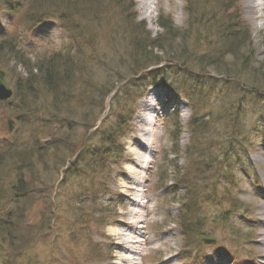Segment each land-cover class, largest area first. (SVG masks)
Returning a JSON list of instances; mask_svg holds the SVG:
<instances>
[{"label": "trees", "instance_id": "obj_1", "mask_svg": "<svg viewBox=\"0 0 264 264\" xmlns=\"http://www.w3.org/2000/svg\"><path fill=\"white\" fill-rule=\"evenodd\" d=\"M239 2L186 0V28L177 27L169 16L161 14L158 18L161 31L152 36L146 22L137 19L134 0H0V8L12 15L7 34L0 36V56L9 54L15 60L12 67L16 69L23 65L27 72V76L19 73L16 78L15 100L6 104L0 102V106L13 110L22 128L18 132L20 136L0 145V253L27 251L36 243L37 229L33 225H25L23 207L26 201L39 196V192L30 186L41 177L42 171L56 175L67 159L78 152L72 165L64 170L65 179L70 181L74 178L78 184L84 177L92 181L102 174L101 169L106 167L109 158H115L122 152L121 137L129 131L131 114L124 111L113 122L103 120L96 127V121L102 114L106 86L110 82L105 86L96 83L89 75V68L92 69V64L98 65L103 56L115 59L120 55L122 63H125L123 54L127 51L128 61L133 60L142 68L172 55L173 59L191 69L212 71L218 78H211L213 84H204L212 87L211 91L220 98L227 94L209 112L208 118L195 123L199 136L193 140L187 153L194 154L197 162H192L187 172L178 169L175 177V184L179 187L183 184L186 189L181 196L183 206L179 222L184 227L183 236L187 242L192 240L193 243L195 236L202 235L200 231L203 228L208 231V225L213 230L210 217L199 212L203 203L202 193L203 198L213 202L220 198L218 204L222 207L230 204L232 212L230 209L227 217L223 215L227 222L234 215V209H243L237 194L228 188L234 177L226 165L228 153L224 149L227 144L241 146L249 141L247 151L251 147L250 141H255L250 135L262 125L263 114L259 111L264 109V58L257 60L251 28L243 22ZM111 16L120 19L118 28L114 31L107 28L106 34L98 32L103 24H109L106 20ZM51 18L58 20L71 35L70 48L65 53L57 51L33 60L23 51L20 29ZM190 33L196 41L210 42L206 51L189 43L191 38L186 39V36ZM103 35L108 40H96ZM117 42L124 44L125 49H118ZM87 49L96 56L91 57L89 53L86 65L84 56ZM186 49L191 50L185 53ZM1 63L0 58V65H3ZM133 66L132 63L128 69ZM192 80L183 81V87L194 88ZM257 113L260 119H257ZM36 115L40 117L30 122ZM67 118L68 123H64L62 120ZM59 121L61 125L56 127ZM77 121L88 130L94 128L82 144L74 138L75 130L79 128H75ZM32 123L35 125L30 126ZM40 126L48 127L45 135L50 137L48 140L42 139L45 133L40 131ZM208 177L221 179L226 188L223 196L216 197L214 191L208 195L205 188ZM15 179L19 184L16 188L11 185ZM197 190L198 195L195 193ZM50 227V221L44 219L40 222L39 231L51 234ZM59 247L54 245L56 250ZM49 255L54 258L57 254L51 251Z\"/></svg>", "mask_w": 264, "mask_h": 264}, {"label": "rangeland", "instance_id": "obj_2", "mask_svg": "<svg viewBox=\"0 0 264 264\" xmlns=\"http://www.w3.org/2000/svg\"><path fill=\"white\" fill-rule=\"evenodd\" d=\"M136 2L137 13L140 19L146 21L153 36L160 30L158 26L160 8L173 16L177 26H183L185 20L183 0H150V3L147 5L145 0H136ZM242 2L243 15L253 28L254 44L257 48V60H263L264 1L262 5L253 3L256 7L252 6L253 0H242ZM259 5L260 7H258ZM6 18V13L0 12V22L5 21ZM106 22H109V24H103L102 29L98 30L101 34L103 31L106 34L109 31L108 29L110 31L117 29L120 19L118 16H111L110 19L107 18ZM2 29L0 27V30ZM100 38L101 40L103 38V41L108 40L106 35H103V37L98 36L96 40ZM24 42L28 46L27 55L35 57L38 52H41L40 55H42L44 54L43 52L65 49L69 44V36L61 29L59 23L49 20L37 25L32 30H25ZM116 47L123 49L124 45L117 42ZM190 50L186 49L184 52L186 53ZM104 53L101 52V54ZM126 53L123 54L124 61L127 57ZM169 56V59L173 58L172 55ZM0 58L4 64L11 67L14 65L15 60L9 54L0 56ZM164 58L166 57L162 59ZM104 60L103 62L106 63L105 70L100 69L97 71L96 69H90L89 75L93 78L103 77L106 79L110 77L108 88L111 90L116 88L115 90L120 91L121 87L127 82L125 79L127 77L126 74L137 70L141 66L133 60L132 62L125 61V63H122L120 55L115 59H112L110 56L105 57ZM132 63L134 64L133 68L128 70L127 68H130ZM111 69H114L115 73L107 75V71ZM17 71L26 74L23 65L19 66ZM142 93V96L141 94L137 95L133 99V102L128 104L129 110L134 113L133 124L135 128L126 143V148H123L122 156L113 164V180L108 181L110 191L101 195L106 203L110 202L109 205H105L103 200L100 201L104 205L100 208L109 215L108 221L102 226L98 225V209L92 200H89V208L85 210L87 212L85 219L88 218L89 213L88 236L97 242V247H99L98 241L100 242V245L105 249V254L103 253L100 256L102 258L99 257V259L100 248L96 252H93L89 248H82L78 244L80 240L70 239L67 243L69 254L64 250L62 256H60V258L68 256L62 264H126L122 260V256L136 257L134 260L137 264H192L191 259L184 260L181 257L180 229L171 220L174 218L178 208L170 203L172 195H165L171 189L168 185L169 181L165 176H159L169 166L174 165L180 168L183 164L182 158L168 155L176 141V137L171 133L169 122L172 113L182 108L180 116L183 123H185L191 115V110L188 103L180 102L179 96L180 101L178 97H174L173 95L171 97L169 88L163 84L151 85ZM147 103L155 105L156 109L148 108ZM115 110H125V108L121 107ZM6 119L7 116L3 112H0V136L6 134ZM146 119L152 121L151 126H149L152 129V133L147 135L144 134V131H148V125L146 126L144 122ZM39 129L45 134L48 132V127L41 126ZM140 139L149 140L151 148L149 151L142 153L146 163L144 164L143 162L141 165H138L135 162L134 151L138 147ZM180 140V146L183 149L189 140L188 132L184 131L180 136ZM174 147L176 148L178 145ZM250 153L251 170L246 168V164L240 161L232 164L235 166L234 176L241 177V175L246 173L241 178L240 185L231 182L233 189L239 192L242 206L246 208V211H243V209L241 211L236 210L234 212L235 215L232 217V223L239 233L236 236V241L241 244L239 246L226 244L219 249L216 243L206 244L207 246L203 248L201 254L202 260H199L197 264H264V134ZM163 187L165 188L162 189ZM134 193L140 199L141 205L136 207V209L142 212V217L136 222H131V218L128 216L129 201L127 198H131ZM40 206L42 205L38 207ZM38 207L29 212V219L33 223L37 222L41 214V210ZM57 207L67 208L65 193L58 196ZM44 209L48 210L49 207ZM211 210L215 211L217 209L210 207L209 211ZM136 226L135 232L138 234L133 235L135 238L132 239L134 240L132 243L127 242L119 236L118 231L128 234L130 232L128 227L133 228ZM223 236H228L232 239L228 233H225ZM209 238L217 240L215 236ZM111 241L116 242L115 246L110 243ZM48 242L49 240L46 242V245ZM40 247H43V244L36 248L34 251L36 254L40 253ZM235 249H238L239 255L232 253ZM161 259L162 261H159ZM5 261L7 263L9 257ZM39 264H41V261Z\"/></svg>", "mask_w": 264, "mask_h": 264}, {"label": "bare ground", "instance_id": "obj_3", "mask_svg": "<svg viewBox=\"0 0 264 264\" xmlns=\"http://www.w3.org/2000/svg\"><path fill=\"white\" fill-rule=\"evenodd\" d=\"M145 3L146 5L150 3L149 0H145ZM147 106H151V104L147 103ZM146 123L147 124H150L151 121L146 119ZM151 148V145L145 141V140H142L140 141L137 149H135L134 153H135V157H136V164L138 165H141L142 162H143V155L142 153L143 152H146V151H149ZM137 191V189H136ZM134 196V198H133ZM133 196L131 198H128V201H129V212H128V216L131 218V222H136L138 220L141 219L142 217V213L140 210L136 209V207H138L140 204V199L137 198V195L134 193ZM136 197V198H135ZM130 232L128 234H125L123 233L122 231H118V234L121 238H123L124 240H126L127 242L129 243H132L134 240H132L133 238H135L133 235L135 234H138L137 232H135V230L137 229V226L136 227H133V228H130L128 227ZM132 248H134L133 246H130ZM132 250V249H131ZM135 258L131 257V258H128V257H123L122 256V260L126 263V264H137L136 261L134 260Z\"/></svg>", "mask_w": 264, "mask_h": 264}, {"label": "water", "instance_id": "obj_4", "mask_svg": "<svg viewBox=\"0 0 264 264\" xmlns=\"http://www.w3.org/2000/svg\"><path fill=\"white\" fill-rule=\"evenodd\" d=\"M3 76L4 72L0 71V98L7 99L11 95V90L6 86Z\"/></svg>", "mask_w": 264, "mask_h": 264}]
</instances>
